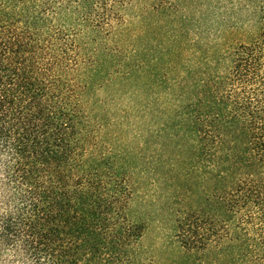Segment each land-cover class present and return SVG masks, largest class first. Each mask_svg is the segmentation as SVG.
Instances as JSON below:
<instances>
[{
	"label": "trees",
	"instance_id": "obj_1",
	"mask_svg": "<svg viewBox=\"0 0 264 264\" xmlns=\"http://www.w3.org/2000/svg\"><path fill=\"white\" fill-rule=\"evenodd\" d=\"M0 264H264V0H0Z\"/></svg>",
	"mask_w": 264,
	"mask_h": 264
},
{
	"label": "rangeland",
	"instance_id": "obj_2",
	"mask_svg": "<svg viewBox=\"0 0 264 264\" xmlns=\"http://www.w3.org/2000/svg\"><path fill=\"white\" fill-rule=\"evenodd\" d=\"M154 214L153 211H151ZM148 221L146 222V230L144 237L141 241V244L143 248L146 249H154V251H157L160 246L162 245L161 238L164 237V230L157 220H153V215L149 217ZM152 218V219H151ZM160 253H156V255H159Z\"/></svg>",
	"mask_w": 264,
	"mask_h": 264
}]
</instances>
